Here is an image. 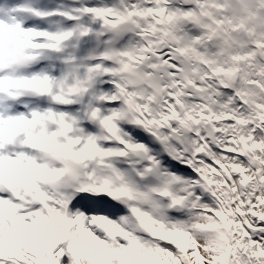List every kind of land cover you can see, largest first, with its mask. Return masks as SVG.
<instances>
[{"label":"snow or ice","instance_id":"6c2138e0","mask_svg":"<svg viewBox=\"0 0 264 264\" xmlns=\"http://www.w3.org/2000/svg\"><path fill=\"white\" fill-rule=\"evenodd\" d=\"M0 264H264V0H0Z\"/></svg>","mask_w":264,"mask_h":264}]
</instances>
